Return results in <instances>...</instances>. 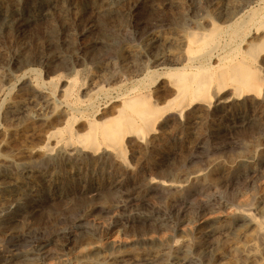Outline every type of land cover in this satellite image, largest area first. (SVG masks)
I'll use <instances>...</instances> for the list:
<instances>
[{
    "label": "rangeland",
    "instance_id": "1",
    "mask_svg": "<svg viewBox=\"0 0 264 264\" xmlns=\"http://www.w3.org/2000/svg\"><path fill=\"white\" fill-rule=\"evenodd\" d=\"M30 1L27 0V2ZM43 1L50 5L48 7V19L27 20L21 25L15 23L8 30H0V156H2L0 157V166L4 167L6 164L5 166L9 169L14 168L15 165V167L20 165L28 168V164H31L32 161L40 162L42 158L41 152L38 150L44 145V134L48 129L47 126L54 125L57 116L48 114L43 123L35 121L34 115L45 100L51 99L53 103L58 105L61 102L62 90V83H56V87L49 85L50 82L48 81L61 76L60 74L63 78L75 76L79 69L77 77L79 81L82 80L83 82L82 90L84 93L85 89L89 87L85 85L87 83L84 84V80L88 76L94 80L96 77V81L99 83L98 76L116 75L122 71H127L135 53L144 55L146 52H151L150 48L157 50L153 43V36H159L163 39L162 35H164L165 38H168L169 33L171 34L173 31L170 28L139 29V26L143 27L151 16L157 14V17L164 20H167L168 17L171 18V16L175 19L186 9L185 6L183 8L178 4H170V0H152V2L150 0H145L146 2L144 0ZM217 1V7H214L216 5L213 4L210 7L207 6L202 16L217 14L223 2L222 0ZM168 4L170 5L168 6ZM9 6L10 2L7 3V7ZM169 18L167 21L172 20ZM61 21L64 23L62 24ZM155 54L157 53L154 50L152 55ZM28 69L36 71L40 83H44L45 88L42 87L44 91L42 90L40 98L32 100V104L29 105L32 109L29 110L30 112L8 118L11 110L18 109L25 105L24 103H29V99L33 97L30 82L34 75ZM110 85H115V83ZM161 86V83L158 82L153 91H159ZM95 91L96 89L91 90L89 88L84 94L81 93V97L87 98L88 94L90 95ZM102 100L105 99L100 98L99 104ZM231 111L234 112L233 109H227L226 113H232ZM216 118L212 124L218 125L220 123V126L213 132L217 134L220 132L221 136L225 133L228 139L219 145L209 144L205 154L200 152L201 154L198 153V156L189 157L196 141L194 137L186 135L189 132L187 129L182 130L183 135L180 136L173 134L170 128H165L161 140L141 144L133 139L131 145L134 147H127L126 156L130 166L142 177L163 171L164 173H162L166 175H164L166 182L180 184L189 191H193L196 185L197 187L201 185L207 187L202 189L207 191L191 192L188 196L189 201L187 200L182 204L175 201L180 195L176 189L170 190L171 192L167 191L160 197L143 187L133 186L124 188V191L121 190L122 192L119 191L115 195L110 194L111 183L118 179L121 168L116 163L111 162L107 156L99 159L98 163L101 165L98 166L101 167L99 171L95 163H90V158H80L77 163L72 162L73 160L65 162L60 156L56 157L55 154L54 161L45 168L42 167L40 172L46 174H43L46 177L41 183L47 188L45 195L43 193L39 199L37 198V188L31 184L35 177V175L33 177L35 171L18 172L19 174L17 173L15 177H18L20 182L23 180L21 182L24 186L23 195H28V198L25 200V196L22 197L24 211L5 212L4 217L2 216L3 222L0 223V264H98L106 258H109V263L112 261L111 264H116L120 260L119 257L123 258L121 260L129 261L127 263L122 261L125 264H133V262L141 260L147 261L148 264H182L183 258L187 260L184 264H193V262L196 264H230L236 261L240 264H251L254 260H260V262L264 260V246H261L263 240L257 237V231L255 232L254 227L244 228L242 224L240 225L239 219H236L238 216L235 215L236 209L244 206L251 209L255 218H264V165L263 168L261 167L264 164V131L250 137L236 139L237 135H234L229 129L231 121L227 120L226 116L224 118V115H217ZM81 126L82 124L78 122L75 129L80 131ZM173 135L177 137L174 138ZM229 138L233 139L232 142L229 141ZM138 147L141 149L139 148V150ZM225 147L230 149H225ZM135 148L139 150V153ZM172 149L173 151H171ZM214 154L216 155L214 156ZM141 157L142 160L139 162ZM102 158L103 160H101ZM132 158L134 159L133 163ZM61 164H64V167ZM236 169L244 170L247 176L254 173L255 179L251 178L254 180L246 182L239 181L237 185L233 186L228 175L233 172L232 170L237 171ZM56 172L60 176L59 183L50 187L51 181L48 177L56 174ZM113 177L114 180H112ZM67 178L69 179L67 180ZM64 184H70V186ZM105 186H108L107 189ZM95 187L100 189L98 196L92 197L84 193V190ZM129 193L131 194L129 195ZM6 198H17V196L7 194ZM134 198H139V201L137 202ZM214 216L215 221L214 225L211 226V234H202L203 222L205 219L214 220ZM144 218L148 221L144 222ZM79 221L85 224L83 228L76 226ZM234 223H237V226L236 231L232 233ZM28 230H33L37 234L19 238ZM11 234L15 237L9 238ZM149 240L164 241L165 244L169 243V245L174 244L175 248L173 247L169 252L155 251L149 244ZM112 242L115 243L114 249L110 251L104 249L106 243ZM95 247H100L98 250L95 249V253L97 252L98 255L92 253L93 255H90L87 261H78L79 254L90 250L92 252ZM244 259L249 261L246 262Z\"/></svg>",
    "mask_w": 264,
    "mask_h": 264
},
{
    "label": "bare ground",
    "instance_id": "2",
    "mask_svg": "<svg viewBox=\"0 0 264 264\" xmlns=\"http://www.w3.org/2000/svg\"><path fill=\"white\" fill-rule=\"evenodd\" d=\"M150 1L152 2V0ZM182 1L181 2L180 0L169 1L170 4L173 3V4L181 5L182 7L183 6L186 7V9H184L182 14L178 13L180 15L178 17L176 16L177 18L173 19V17L171 16V18L169 17L168 18L172 20L167 21L168 18L167 20H164L160 17H157L158 15L157 14L156 16H151L143 27L141 25L139 26V29L141 28L169 29L170 28L173 30L171 34L169 33L170 36L168 38L167 37L165 38L164 35H162L164 37L163 39H161V37L159 36H153L154 37L153 43L157 47V50L155 48H150L151 52H146L144 55L135 53L132 58V63L130 64V67L128 68L127 71H122L121 73L116 75L111 74L107 76L104 74L105 76L104 75L100 77L98 76L99 83H97L96 81L97 78L95 77V75H94L95 80L94 78L93 79L88 78L89 76L87 75L88 77L84 80V84L87 83L85 85L89 86L88 89L89 88L91 90L96 89V91L93 92L92 94L90 95L88 94L87 98H83L84 96L81 97V93H83L82 90L83 82L82 80L79 81L77 77V74L79 73L78 72L79 69L76 71L77 74L75 73L76 74L75 76L63 78L62 74H60L61 76H57L55 79L48 81L50 82L49 85L51 84L52 86L53 85L56 86V83L59 84L62 83L61 98L58 96L61 99V102L58 103L57 105L53 103L51 99L45 100L41 105V108H39L38 111L36 112V115H34L35 121L44 123L45 116H47L48 114L57 116V120L54 123V125L52 126L50 125L51 127L47 126L48 129L46 127L47 130L45 131L44 134V145L40 149L38 148L39 150L37 149L39 152H41L42 155V158L39 157L41 158L40 162L32 161L31 164H28L29 165L27 166L28 168L20 165L19 166L17 165V167H15L16 166L15 165L14 168L12 167L13 169L12 168L9 169L8 167L5 166L6 164L4 165V167L0 166V181H1L0 182V223L3 222V217H4L3 215L5 212L6 213L13 212L14 210L18 212H20L21 210L24 211V208H22V206L24 205V203L22 202L23 201L22 197H24L25 195H23L24 186L21 183L23 180H21L20 182L19 179H17L18 177L16 178L15 175H17L18 172H24L25 170L27 171L29 170L33 172L35 171L33 173V177L34 175L35 177L31 182V184H33V186L38 190L37 198L38 199L41 198L43 193L45 195V191L47 187H45L41 183L43 178L46 177L43 175L45 173L42 174L40 172L42 170V167L45 168V166L50 165L54 161L55 154L57 155L56 157L60 156L65 162H69V160H73L72 162L75 161L77 163L78 161H80V158L82 159L90 158L91 159L90 163L91 164L95 163L97 167L100 165V163H98L99 159L101 157L107 156L111 160V162L116 163L121 168V170L118 169L120 171V173L118 174V179L112 182L111 186L109 185L110 186L109 193L112 195H115L117 192L129 186L143 187L146 190L152 192V194L154 193L158 197L162 196L167 191L170 190L172 191L176 189L178 190V192H180V195L175 201L179 204L180 203L182 204L188 200V196L191 192L195 193L198 191L200 192L207 191V190H202L207 187L202 185L197 187L196 185V187L193 188V191H189V189H187L186 187L180 184L166 182L164 180L165 174H163L164 173L163 171H162L163 173L160 171L159 173L155 172L156 174L152 173L150 175H147V177H142L141 175H139L140 173L137 174L134 171V169L130 166V163L126 156L127 147L130 148L134 147V145L133 146L131 145L132 142L131 140L134 139L136 142L141 144L143 142H153L162 139L163 130L165 128L167 129L170 128L173 134H179L180 136L183 135L182 130L187 129L189 132H187L186 135L188 136L190 135L194 137V140L196 141V145L193 151L189 155V157L191 158L192 156L197 155L198 153L201 154L200 152L203 153L206 152V150H208L207 146L209 144L219 145L220 143L228 139V136L225 133L221 136L220 132L219 134L213 132V130H217L218 126H220V123L218 125L212 124L217 115H224V118L226 116L227 117L226 119L231 121V125L229 129L233 132L234 135L235 134L237 135L236 139L250 137L254 134L264 131V0H222L223 1L222 5H220L217 14H215L214 16L206 15L205 17L202 16L204 14L205 8L207 6L209 7L212 6V4L216 5L214 7H217L218 4L217 0H182ZM8 2H10L9 7H7ZM170 4H168V6ZM49 6H50L49 3L47 5L43 0H38V1L31 0L30 2H27V0H0V30L1 29L8 30L15 23H19L21 25V23L27 20L46 19L48 17ZM154 50L155 53L157 54L152 55V52ZM28 71L30 73H33L34 75V78L30 82L32 87L31 88L32 96H33L32 98L29 99L31 103L30 102L24 103L25 105L19 107L18 109L11 110L9 116H7L8 118L11 117L14 118L19 114L24 115L30 112L29 110L31 108L29 107V105L32 104V100L37 99L42 93L43 90L42 87H44L43 86L44 83L43 84L40 83L39 79L37 78V73L35 70L28 69ZM158 82L161 83L162 86L160 88L158 87L159 91L157 90L153 91V89L156 88V84ZM113 83H115V85L111 86L110 84ZM88 89L86 88L85 92ZM100 98H104L105 100L100 101L99 104ZM227 109H233L234 112L231 111L232 113L227 114L226 113ZM78 122L82 124L80 131L75 129V125ZM172 137L175 138L177 136L173 135ZM229 139H230L229 141L232 142L231 140L233 139L231 138ZM139 148L140 147H138V149ZM226 148H228V150L230 149L229 147H225V149ZM171 151H173V149ZM216 153L218 152L216 151ZM204 154L202 155L204 156ZM215 155L216 154H214V156ZM101 160H103V158ZM141 160L142 157L141 159H139V162ZM133 161L134 159L132 160V163ZM108 163L110 162L108 161ZM132 163L131 165H133ZM14 164L16 163L14 162ZM64 164H61V166H63ZM263 165L264 164L261 165L262 168ZM98 169L100 171L101 167H98ZM232 171L233 172H231L228 175V179L233 186L237 185L239 181L246 182L248 180L255 179L254 173L252 175L248 174L247 176L246 173H244V170H237V171L232 170ZM29 176H31V174ZM48 179L51 181L50 187H52L59 183L60 176L56 172V174L50 175ZM68 179L69 178H67V180ZM112 180H114V177L112 178ZM64 185L70 186V184H64ZM107 187L105 186L106 189ZM98 188L95 187L88 190H84V193H87L92 197L98 196L100 190V189L98 190ZM7 194L16 195L17 198L7 199L6 198ZM130 194L131 193H129V195ZM27 198L28 195L25 196V200ZM134 200L138 202L139 198H134ZM235 215L238 216V218L236 219H239L240 225L242 224L244 228L246 227L255 228V232L257 231V237L263 240L262 241L263 245L261 246H264V218H260V219L255 218V216L251 213V209L245 208L244 206L241 208H237ZM214 218L215 216L213 217V219ZM143 220L144 222L148 221V219L146 220V218H144ZM214 221L215 219L214 220L205 219V221L203 222V228L201 227L202 228L201 233L204 235L210 233L211 226L214 225ZM76 226L78 228H83L85 224L79 221ZM236 226L237 223H234L232 226V233L236 231ZM36 234L37 232L33 230H28L24 234L19 236V238L30 237ZM14 237L15 236L12 234L9 236V238H14ZM145 242L148 243L147 241ZM176 242L178 241L176 240ZM106 244L105 246L104 245L103 246L104 249H106L107 251L114 249L113 248L115 244L114 242L108 243L107 245ZM149 244L152 245L155 251H163V252L164 251L169 252L175 246L174 244L173 245H169V243L165 244L164 241L154 242L152 240H149ZM95 249L98 250L100 249V247L93 248L92 252L90 250L86 253L79 254V256L77 257L78 261L80 262L87 261L89 256L95 253ZM95 254H97V252ZM250 256L253 257V255L251 254ZM119 258L120 260H118L116 264H120V262L124 261L121 260L123 258L121 257ZM251 259L250 261H252ZM245 260L246 259H244V261ZM127 261L124 262L127 263ZM182 261H183L182 264H184L187 260L183 258ZM247 261L249 260L247 259L246 262ZM124 262H122V264ZM237 262L238 261L230 264H238L239 262L238 263ZM111 263L112 261L109 263V258H106L98 262V264H111ZM194 263L195 262H193V264ZM133 264H148V262L145 260H141L139 262H133ZM251 264H264V260H261V262L260 260L258 261L254 260L251 262Z\"/></svg>",
    "mask_w": 264,
    "mask_h": 264
}]
</instances>
